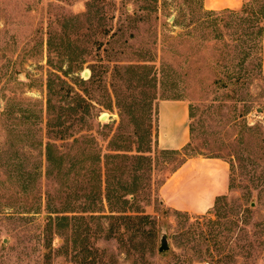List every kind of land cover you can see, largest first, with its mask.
Here are the masks:
<instances>
[{"label": "rangeland", "instance_id": "obj_1", "mask_svg": "<svg viewBox=\"0 0 264 264\" xmlns=\"http://www.w3.org/2000/svg\"><path fill=\"white\" fill-rule=\"evenodd\" d=\"M263 41L264 0L216 11L202 0H0V264H264V250L248 255L245 246L254 240L252 223L264 219ZM48 59L65 81L53 80L54 114L65 108L74 137L93 136L102 155L122 145L151 158L140 168L150 191L135 206L155 219L157 247L166 233L168 254L141 260L126 237L106 236L107 216L69 212L75 218L56 224L51 211L61 205L66 176L46 173L39 144L46 141ZM165 99L190 104L183 153L159 151L157 104ZM148 129L151 150L138 152ZM187 156L229 166L227 192L204 213L175 210L159 196ZM77 171L66 174L68 183L86 180ZM234 219L237 226L248 220L240 239ZM56 226L61 233L46 232ZM219 231L232 246L217 253L211 234Z\"/></svg>", "mask_w": 264, "mask_h": 264}, {"label": "trees", "instance_id": "obj_2", "mask_svg": "<svg viewBox=\"0 0 264 264\" xmlns=\"http://www.w3.org/2000/svg\"><path fill=\"white\" fill-rule=\"evenodd\" d=\"M48 65L51 67L47 78V106H46V123L44 125L46 141L41 140L40 145H44V157H45V169L46 173L50 174L52 169H58L59 172L65 174L66 178L62 182L61 201L60 207L55 209L56 215L54 220L56 224L61 228V224L65 223L69 219L75 218V215H67L69 212H89L90 218H99L101 216H107L109 218V224L106 227V236L120 240V237H126L127 242H123L129 249H134L136 254L139 255L141 260H147L146 255H166L168 252H159L156 245V225L155 219L148 214H145L143 210L136 207L135 203L138 199L139 193L143 190H149V184L145 183V174L140 173L142 169L141 164L144 161H150L151 158L144 154H127L122 151L127 149L122 145H118L115 148H111L113 152L101 154V148L97 141L92 136L79 135L75 136L71 133L72 125L67 124L66 120H62L63 110L65 108L59 107V112L54 114L51 98L58 91L55 89L54 79H58L60 82H65L61 78L60 74L55 70H60L51 59H48ZM55 69V70H54ZM65 73V71H62ZM96 77V73L91 68V76L89 82H93ZM74 110V108H68ZM190 123V122H189ZM150 127V126H149ZM148 141L145 147L138 146V152H150L151 150V131L148 129ZM72 139L69 141L68 138ZM57 141L61 143H57ZM188 143L178 150H165L159 151H173L175 153H181L186 148ZM183 153V152H182ZM103 157V162H102ZM189 157L187 156L181 160L179 166ZM136 163L135 166H131V163ZM64 169L66 171L64 172ZM78 169L77 174L83 171V176L86 180L76 178L74 181L68 183L70 180L67 177V173ZM104 169V175L102 173ZM126 175L132 180V183H126L122 178ZM87 184V185H85ZM223 195L217 197L216 201ZM46 203L48 209L52 205V196L47 192L45 193ZM79 198H85L87 203L82 206H75L74 202ZM213 204V205H214ZM105 208L110 213L108 215H101V212H105ZM254 209V207H248L247 211ZM61 214V215H59ZM82 218H85L82 216ZM49 221L53 220L51 215H48ZM237 219V218H236ZM235 226L232 230L242 231L244 224L248 223L247 219L242 221L241 226L238 225L237 220H233ZM63 226V225H62ZM57 227V226H56ZM55 229L46 228V232L61 233L60 228ZM59 228V229H58ZM253 229V241H249L247 246L249 255L250 251H257L260 253L264 250V219L256 220L252 223ZM87 234L89 233L88 227ZM98 232V231H97ZM234 232V231H233ZM237 231L236 235L239 233ZM225 234L218 233L211 234V240L217 253L222 248L231 247L229 245V239L231 237L221 239ZM238 237V236H237ZM238 247V244H235ZM50 246V245H48ZM242 249V246H241Z\"/></svg>", "mask_w": 264, "mask_h": 264}, {"label": "crops", "instance_id": "obj_3", "mask_svg": "<svg viewBox=\"0 0 264 264\" xmlns=\"http://www.w3.org/2000/svg\"><path fill=\"white\" fill-rule=\"evenodd\" d=\"M244 0H202L205 10L238 9ZM264 74V41L261 47ZM190 104L165 99L157 104V145L165 150L183 148L190 140ZM229 188L228 163L217 157L193 156L178 166L159 187L161 200L175 210L200 214Z\"/></svg>", "mask_w": 264, "mask_h": 264}, {"label": "water", "instance_id": "obj_4", "mask_svg": "<svg viewBox=\"0 0 264 264\" xmlns=\"http://www.w3.org/2000/svg\"><path fill=\"white\" fill-rule=\"evenodd\" d=\"M159 242H160L159 247H158L159 252L167 251L169 249L168 242H167V235L165 232L161 233Z\"/></svg>", "mask_w": 264, "mask_h": 264}]
</instances>
